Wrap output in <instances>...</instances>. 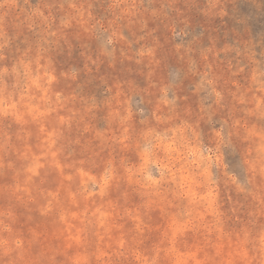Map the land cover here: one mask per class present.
Listing matches in <instances>:
<instances>
[{"label":"rangeland","instance_id":"374dc122","mask_svg":"<svg viewBox=\"0 0 264 264\" xmlns=\"http://www.w3.org/2000/svg\"><path fill=\"white\" fill-rule=\"evenodd\" d=\"M0 264H264V0H0Z\"/></svg>","mask_w":264,"mask_h":264}]
</instances>
